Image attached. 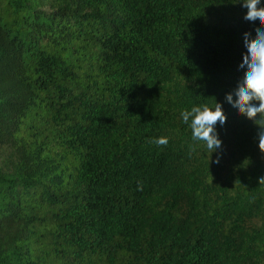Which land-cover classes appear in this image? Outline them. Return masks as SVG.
<instances>
[{"label":"trees","instance_id":"1","mask_svg":"<svg viewBox=\"0 0 264 264\" xmlns=\"http://www.w3.org/2000/svg\"><path fill=\"white\" fill-rule=\"evenodd\" d=\"M244 14L0 0V264H264L259 126L225 100L259 30ZM216 101L219 157L180 115Z\"/></svg>","mask_w":264,"mask_h":264},{"label":"clouds","instance_id":"2","mask_svg":"<svg viewBox=\"0 0 264 264\" xmlns=\"http://www.w3.org/2000/svg\"><path fill=\"white\" fill-rule=\"evenodd\" d=\"M245 9L244 20L252 26H259L255 32V39L244 34V53L239 71L244 74L234 93L225 97L228 105L238 114L252 120L259 126L257 133L258 146L264 152V0H238ZM182 122L191 130L193 141L202 142L203 149L211 153L222 152V142L217 135V125L221 129L226 124L227 117L221 103L214 107L207 105L192 106L190 110L181 112ZM151 143L161 146L167 145V137L153 138ZM219 158L215 163L219 164ZM264 177L260 178V182Z\"/></svg>","mask_w":264,"mask_h":264}]
</instances>
